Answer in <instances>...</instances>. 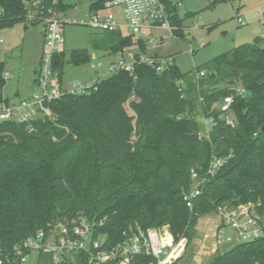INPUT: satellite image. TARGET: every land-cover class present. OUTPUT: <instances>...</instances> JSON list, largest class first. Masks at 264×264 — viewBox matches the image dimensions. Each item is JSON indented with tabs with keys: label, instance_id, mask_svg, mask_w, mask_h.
<instances>
[{
	"label": "trees",
	"instance_id": "obj_1",
	"mask_svg": "<svg viewBox=\"0 0 264 264\" xmlns=\"http://www.w3.org/2000/svg\"><path fill=\"white\" fill-rule=\"evenodd\" d=\"M68 1L59 0L64 7L72 6ZM73 1H87L95 10L103 0ZM219 1L224 0L210 5ZM24 14L20 0H0V29L24 20ZM184 18L173 7L178 38ZM135 43L130 35L104 32L91 47L115 55ZM136 44L146 49L141 41ZM90 60L86 49L71 50L68 57L62 50L52 67L63 84L65 64ZM4 67L0 61V101L7 102ZM200 71L204 74L196 78ZM195 73L187 77L174 61L162 71L140 64L132 73L101 78L96 90L47 103L50 116L29 124L0 121V247L10 250L41 229L77 217L105 234L108 247L135 226H167L176 241H189L197 219L218 206L252 203L263 211L264 36L216 55ZM237 85L244 92H237ZM226 95L233 99V125L215 106ZM198 117L215 122L203 139ZM213 156L229 157L209 176ZM191 170L208 180L189 209L183 193L194 182ZM36 264L54 263L40 253ZM205 264H264V237L216 251Z\"/></svg>",
	"mask_w": 264,
	"mask_h": 264
},
{
	"label": "built area",
	"instance_id": "obj_2",
	"mask_svg": "<svg viewBox=\"0 0 264 264\" xmlns=\"http://www.w3.org/2000/svg\"><path fill=\"white\" fill-rule=\"evenodd\" d=\"M24 6V20L28 24H41L43 48L35 77V90L26 98L18 101H0V121L30 123L32 120L50 116L47 106L64 94H85L96 90V82L101 78L125 71L132 73L136 65L144 64L156 71H162L173 62L172 56L150 54L138 49L141 41L144 47L148 43H162L167 37H176L177 26L171 22L173 7L176 3L165 0H103L102 5L92 10L89 5L86 12L77 17H69L72 6L64 7L59 0H20ZM179 5V4H178ZM237 21L243 25V20ZM77 24L95 32H119L130 35L136 42L134 47L119 51L115 59L106 62V72H102L103 61L91 56L89 67L101 75L92 82H77L63 85L53 71L54 56L62 51L65 43L63 28ZM157 37H154V36ZM2 39L0 38V43ZM204 72H196L195 77ZM4 78L9 74L4 73ZM244 92L243 89H235ZM232 96L226 95L215 104L220 111L219 117L228 125H233L231 113ZM204 129L198 132V138L208 137L210 128L215 124L213 117L203 119ZM29 129L32 127L29 125ZM229 156H213L206 174L213 176L224 165ZM193 184L184 191L183 200L189 209L193 199L202 191L207 182L205 177L198 178L191 170ZM252 203L237 206L221 205L215 209L218 223L214 229L215 247L249 242L264 237V210L259 212ZM236 239V240H235ZM106 235L98 233L94 224L84 217L56 223L12 246L10 250L0 247V264H27L31 254L51 255L54 264L68 260L74 264H172L179 259L186 244L185 238L175 240L167 226L142 229L139 226L128 227L122 231V239L112 246H106Z\"/></svg>",
	"mask_w": 264,
	"mask_h": 264
},
{
	"label": "rangeland",
	"instance_id": "obj_3",
	"mask_svg": "<svg viewBox=\"0 0 264 264\" xmlns=\"http://www.w3.org/2000/svg\"><path fill=\"white\" fill-rule=\"evenodd\" d=\"M170 1L177 4L176 11L181 18L192 13V16L183 19V37H167L164 33L166 38L162 43H148L146 50L150 54L172 55L179 71L189 78L194 76L195 67L216 55L252 42L256 36H264V0H224L215 5H210L213 0ZM68 4L73 7L68 11L72 18L84 14L88 7L87 1L69 0ZM237 15L241 16L243 25L237 21ZM63 31L65 43L62 50L66 57L74 49H86L90 56L96 54L99 57L100 53H94L91 41L104 32H95L77 24L66 25ZM0 38V61L5 63L4 73L10 75L5 78L2 94L9 100L18 101L32 92V80L43 48L42 25L18 21L1 28ZM107 60H101L104 62L102 72H106ZM95 76L88 63L80 66L65 64L62 80L70 85L90 82ZM217 223L215 213L199 217L189 241L185 238L183 255L173 264H205L216 251L226 250L231 244L214 246L213 234ZM36 258L35 253L31 254L27 264H36Z\"/></svg>",
	"mask_w": 264,
	"mask_h": 264
},
{
	"label": "crops",
	"instance_id": "obj_4",
	"mask_svg": "<svg viewBox=\"0 0 264 264\" xmlns=\"http://www.w3.org/2000/svg\"><path fill=\"white\" fill-rule=\"evenodd\" d=\"M238 17H240L241 18V16L240 15H237V18ZM242 19V18H241ZM100 53V55L102 56H100L99 55V59H101L102 60V58H104V59H108L107 60V62H109V61H112L113 59H115V55H113V54H110L109 52H106V51H102V52H97V51H94V53ZM155 54V53H154ZM93 55H95L96 56V54H93ZM158 55V54H157ZM167 56H172V55H167ZM97 57V56H96ZM173 57V56H172ZM173 61H174V57H173ZM89 64V63H88ZM36 72H37V70H35V77H36ZM94 74L96 75L90 82H92V81H94V80H96L101 74H99V72H97V71H94ZM10 76V75H9ZM8 76V77H9ZM35 77L33 78V80H32V92H31V94L34 92V90H35ZM87 82H89V81H87ZM63 85H66V84H64V82H63ZM30 94V95H31ZM16 95H17V93H16ZM4 97V96H3ZM29 97V96H28ZM4 98H7V97H4ZM8 99V101H12V100H9V98H7ZM14 101H17V100H14Z\"/></svg>",
	"mask_w": 264,
	"mask_h": 264
},
{
	"label": "water",
	"instance_id": "obj_5",
	"mask_svg": "<svg viewBox=\"0 0 264 264\" xmlns=\"http://www.w3.org/2000/svg\"><path fill=\"white\" fill-rule=\"evenodd\" d=\"M261 131H264V124H263L262 127H261Z\"/></svg>",
	"mask_w": 264,
	"mask_h": 264
}]
</instances>
